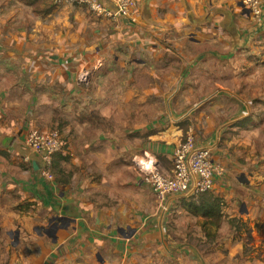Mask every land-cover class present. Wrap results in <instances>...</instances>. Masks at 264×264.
I'll list each match as a JSON object with an SVG mask.
<instances>
[{"label":"crops","instance_id":"obj_1","mask_svg":"<svg viewBox=\"0 0 264 264\" xmlns=\"http://www.w3.org/2000/svg\"><path fill=\"white\" fill-rule=\"evenodd\" d=\"M6 1L0 0V264L135 262L155 239L150 226L159 218L151 219L156 195L144 175L172 171L169 161L191 126L199 147L226 169L203 198L223 199L228 186L234 201L242 197L236 184L252 171L240 168L246 144L236 137L248 135L250 118L261 123L255 132L264 126V10L256 17L242 0H136L131 17L106 19L54 0L45 16ZM54 129L63 145L50 166L52 182L27 138ZM150 159L149 170L142 161ZM194 179L190 192L169 203L197 201ZM194 217L207 238L204 217Z\"/></svg>","mask_w":264,"mask_h":264},{"label":"rangeland","instance_id":"obj_2","mask_svg":"<svg viewBox=\"0 0 264 264\" xmlns=\"http://www.w3.org/2000/svg\"><path fill=\"white\" fill-rule=\"evenodd\" d=\"M241 2L242 6L248 9L246 2L243 0ZM5 3H10L13 6L22 4L19 0H7ZM46 8L44 5L40 6V9L45 10ZM237 62H239L238 59L233 60V63ZM258 120L255 117L247 120L248 135L243 141L236 137L238 143L246 144V150L242 151L244 156L239 159L240 168L252 171L245 183L240 181L236 184L244 190L243 192L241 189L236 191L242 197H238L239 199L234 201L228 195L229 186L223 190L222 195L225 213L238 214L239 212L242 216L228 214L226 219L228 223L223 222L224 224L217 234V240L211 241L201 231V218L194 217V214L186 209L187 203L193 200L192 196H186L183 199L174 198L171 203L168 201L164 208L159 207L152 196L149 206V211L152 213L151 219L159 217L156 224L150 226L156 232L155 239L151 244L144 245L139 250L140 257L131 264H246V262H242L243 259L250 264L254 261L264 264V216H258L260 213L264 214V189L260 199L256 192H259L261 187L264 188L262 177L264 174V126H261L263 130L255 132L257 126L261 124ZM189 129H192L197 136L195 128L191 126L185 129L183 138ZM173 159L169 161L170 166L173 164ZM233 168L234 166L229 167L228 172H231ZM147 190L153 194L150 188L147 187ZM179 200L180 202H178ZM238 204L239 210L237 209ZM234 217L241 218L240 233L233 231L234 225H236ZM228 224H231L230 228ZM257 224L261 228H258ZM45 231L47 232L44 233L48 234L47 227ZM231 233L236 235V240L232 236V242L230 241Z\"/></svg>","mask_w":264,"mask_h":264},{"label":"built area","instance_id":"obj_3","mask_svg":"<svg viewBox=\"0 0 264 264\" xmlns=\"http://www.w3.org/2000/svg\"><path fill=\"white\" fill-rule=\"evenodd\" d=\"M58 6L61 3L81 6L99 17L113 19L118 16L131 17L137 8L136 0H54ZM110 1L115 8H110L106 2ZM250 12L259 17L264 10V0H245ZM27 143L38 155L43 163L41 174L43 177L55 181L50 171L54 157L62 151V136L56 129L49 132L33 131L27 138ZM225 166L219 162L212 151L198 145V138L189 129L174 152L173 169H155L146 172L143 182L150 185L156 195L159 207L164 208L170 197L184 193L191 189L194 177V194L209 191L215 181L225 173Z\"/></svg>","mask_w":264,"mask_h":264},{"label":"trees","instance_id":"obj_4","mask_svg":"<svg viewBox=\"0 0 264 264\" xmlns=\"http://www.w3.org/2000/svg\"><path fill=\"white\" fill-rule=\"evenodd\" d=\"M20 2L24 3L27 6L33 7L35 11L39 15H48L53 8H55L52 4L49 3V0H19ZM41 5H48V7L44 9H40ZM199 193L198 200L197 201H191L187 203L186 208L195 214L196 216L204 217V222L202 226L204 227V230L207 234V238L209 240H216L217 237V231L219 230L221 226V222L223 221L224 217H228V215L225 214V204L222 200V198L212 196L209 199L203 198L202 195L206 194ZM194 196H192L193 198ZM236 221V225H234V231H239V226L241 224V218L234 217L233 219ZM258 228H261L257 224ZM214 228V231H213ZM240 235V234H239ZM232 236H234V240H236V235L233 233Z\"/></svg>","mask_w":264,"mask_h":264},{"label":"water","instance_id":"obj_5","mask_svg":"<svg viewBox=\"0 0 264 264\" xmlns=\"http://www.w3.org/2000/svg\"><path fill=\"white\" fill-rule=\"evenodd\" d=\"M142 163L146 166L147 169H151L152 166L155 164L153 159L149 160V163H147L146 161H142ZM59 220V219H58ZM60 220H64V219H60ZM51 233L48 231V235H50ZM262 263V262H261ZM97 264V263H94Z\"/></svg>","mask_w":264,"mask_h":264},{"label":"flooded vegetation","instance_id":"obj_6","mask_svg":"<svg viewBox=\"0 0 264 264\" xmlns=\"http://www.w3.org/2000/svg\"><path fill=\"white\" fill-rule=\"evenodd\" d=\"M242 262H246V264H250V262H247L245 259L242 260ZM251 264H262L261 262H258V261H254L253 263Z\"/></svg>","mask_w":264,"mask_h":264}]
</instances>
